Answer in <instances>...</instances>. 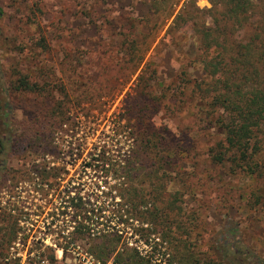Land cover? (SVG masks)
I'll list each match as a JSON object with an SVG mask.
<instances>
[{
	"label": "rangeland",
	"instance_id": "obj_1",
	"mask_svg": "<svg viewBox=\"0 0 264 264\" xmlns=\"http://www.w3.org/2000/svg\"><path fill=\"white\" fill-rule=\"evenodd\" d=\"M195 1L200 8L212 7L211 0ZM184 2L181 0L171 18L166 19L170 7L161 4V10L157 12L151 7V0H0L5 11L0 27L3 63L9 71L18 67L31 71L39 80L48 78L56 97L51 107L59 104L57 101L62 92L67 93L65 121L61 124L54 120L48 126L51 149L46 156L55 165L69 162L66 167L72 176L84 171L85 161L89 160L85 158L94 144L105 145L109 156L118 161L134 154L139 137L133 109L141 104L137 103L138 99H131V95L136 94L139 77L143 76L142 82L149 83L152 90V95L147 93L143 103L148 105L147 111H151V122L145 124L155 132V140L157 138L161 143L171 140L180 147L175 167L165 164L160 152L156 162L147 160L142 169L167 175V181L157 185L163 191L159 205L172 208L170 217L175 221L172 227L176 242L162 241L166 235L162 229L167 231V223L162 221L158 233L151 235L150 243H145L141 235L136 234L129 239V245L139 244L146 252L156 255L160 251L169 252V263L160 264H178L171 259L179 244H186L200 264L264 263V180L251 179L242 171L229 174L228 168L211 163L207 150L223 137L222 129L206 127L207 124L204 126L201 121L200 130L195 115L196 103L190 90H184L188 93L186 97L182 95L183 103H177L178 98L174 97L184 89L185 84L180 80L182 71L192 79L204 76L194 28L185 23L171 26ZM214 17L208 13L203 21L215 25ZM235 30L238 38L246 33L238 27ZM44 37L47 48L36 50L34 41ZM122 42H137L143 49L148 48L137 71L132 72L134 65L126 61ZM166 86L171 89L167 93L173 95L169 103L175 102L173 109L166 107L165 102L158 104L160 98L154 96L163 94ZM14 101L16 108L10 114L17 120L14 130L18 133L19 129L23 131L37 122L43 102L34 94L24 92L14 94ZM153 105L157 108H152ZM84 140L88 141L87 148L76 162H72L77 150L70 149L68 142H73V147ZM140 154L150 158L147 152ZM36 158L34 154L19 156L17 153L9 163L15 169H21L26 163L31 165ZM86 175L89 184L81 186V195L106 203L108 216L110 209L125 207V195L120 191L122 186L111 180L112 184L101 183L97 189L92 185L94 173L88 170ZM1 182L5 188L0 192V237L8 230L6 215L9 213L22 215L20 225L25 224V217H31L34 221L28 222L38 220L36 224L40 227L26 242L20 238L8 245L0 240V264H96V258L90 252L91 240L85 237L73 241L65 239L64 235L74 229L73 222L65 223L62 218L53 224L56 233L47 234L46 221L50 222L51 218L39 220L34 214L38 205L46 206L47 211L51 208L53 204L46 203V197L32 191V185H25L24 179L17 185L5 177ZM152 188L145 185L148 192ZM12 193L19 194L10 196ZM77 193L76 188L71 189L72 196ZM110 216L113 217V213ZM110 221L107 224H117L115 217H110ZM143 227L155 228L151 223H144ZM22 234L23 231L20 237ZM57 241L67 245L65 258L63 250L57 248ZM233 245L248 247L250 261L238 260ZM53 248H57V263L50 259ZM109 263L117 262L110 259L101 264Z\"/></svg>",
	"mask_w": 264,
	"mask_h": 264
},
{
	"label": "trees",
	"instance_id": "obj_2",
	"mask_svg": "<svg viewBox=\"0 0 264 264\" xmlns=\"http://www.w3.org/2000/svg\"><path fill=\"white\" fill-rule=\"evenodd\" d=\"M180 1L151 0V7L157 12L161 10L159 7L161 4L170 7L165 15L166 19H169ZM196 3L195 0H185L171 26L174 28L185 23L194 28L204 76L192 79L182 71L180 80L185 84L184 89L174 97L178 98L177 103L180 101L183 103L185 100L182 99V95L186 97L187 91L190 90L191 98L196 103L195 115L200 130L201 121L205 123L204 126L207 124L206 127L219 126L222 129L223 137L207 150L211 163L228 168L229 174L242 171L251 179L258 178L262 182L264 180V0H211L212 7L207 9L198 7ZM208 13L216 16L215 25L203 21ZM4 17L5 11L0 6V27ZM235 27L244 29L245 35L236 37ZM1 40L0 33V43ZM34 43L36 50L47 48L45 37L35 40ZM121 46L126 61L134 65L132 72L137 71L145 60L148 48L143 49V46L137 42H122ZM42 72L43 69L40 70V73ZM38 78L31 71H24L18 67L7 70L0 49V192L5 188L1 186L3 177L11 180L13 185L24 179L25 185H32V191L46 197V203L53 204L47 211L46 206H36L35 201L33 202L36 206L34 214L38 215L37 219L51 218L50 222L46 221L47 234L56 233L53 224L60 222L62 218L65 223L73 222L74 229L68 231L67 236L64 235L65 239L73 241L77 237H85L91 240L90 252L101 263L110 259L119 264H160L167 261L169 263L167 257L169 252L160 251V254L156 255L151 251L146 252V249L139 244L129 245V239L136 234H140L145 243H150L151 235L158 233V226L162 221L167 223L165 226L167 231L162 229L166 234L162 241L171 244L176 242L172 227L175 221L170 217L172 208L165 209L159 205L163 191L157 185H163V180L167 181V175L142 170L144 162L147 160L156 162L160 152L163 153L162 159L165 164L175 167L180 149L171 140H163L162 143L157 138L155 140V132L149 129L151 111L150 109L147 111L148 105L143 103L147 93L152 95V90L149 89L151 85L144 84L143 76H140L136 94L131 95V99H138L137 103L141 104L133 109L137 123L134 126L139 137L134 154L118 161L109 156V150L105 145L94 144L93 149L89 150L91 153L89 152V156L85 158L89 160L85 161L84 171L72 176L66 167L69 162H64L62 166L55 165L46 156L51 149V140L48 137L51 129L48 126H51L54 120H58L61 124L65 121L68 110L64 109V105L67 99L69 100L68 95L62 92L61 99L58 98L57 101L59 104L51 107L56 97L49 79ZM157 85L159 86V83ZM169 90L171 89L166 86L163 94L154 96L160 98L158 104L165 102L166 107L173 109L175 102L169 104L173 97L167 93ZM19 92L34 94L35 98L42 100L43 108L39 112L37 122L15 133L14 123L17 120L10 113L16 108L14 94ZM152 108H157V105H153ZM147 122L148 124H145ZM85 140L73 147V142H68L70 149L77 150L73 154H76V157L72 162H76L82 151L87 148L88 141ZM145 152L150 158L140 154ZM17 153L19 156L34 154L37 158L31 165L26 163L23 168L15 169L9 162ZM195 164L197 166V162ZM88 170L94 173L91 175L95 178L92 182L94 188H100L101 183L108 186L112 184L111 180H114L113 184L122 186L120 191L124 192L123 200L126 205L117 210L110 209L113 217L110 216L111 214L108 216L106 203L79 193L81 186L89 184L85 178ZM145 185L152 186L153 190L146 191ZM72 188L78 190L76 196L71 195ZM7 193L10 194V191ZM18 194L12 193L10 196L17 197ZM50 195L52 196L49 199ZM257 201L262 200L257 199ZM20 216L22 215L16 216L13 213L6 215L9 218L8 230L3 233L0 240H4L8 245L20 238L26 242L29 235L31 236L33 232L36 234L39 230L40 226L36 224L38 220L36 223H29L28 220L34 221L33 218L25 217L23 220L25 224L20 225L22 222ZM110 217H115L117 224H107L111 222ZM136 223L140 225L137 226ZM144 223H151L155 228L149 230V227H143ZM56 244L57 248L63 250L65 258L67 245H63L60 241ZM178 246L179 249L175 251L171 262L200 264L199 259L186 244ZM57 248L52 249L54 252L50 257L55 263L58 262ZM235 250L239 255L238 260L250 261L248 247L239 246ZM256 264L264 263L256 261Z\"/></svg>",
	"mask_w": 264,
	"mask_h": 264
},
{
	"label": "built area",
	"instance_id": "obj_3",
	"mask_svg": "<svg viewBox=\"0 0 264 264\" xmlns=\"http://www.w3.org/2000/svg\"><path fill=\"white\" fill-rule=\"evenodd\" d=\"M96 264H101V262L100 261H98L97 259H96ZM109 264H118V263H109Z\"/></svg>",
	"mask_w": 264,
	"mask_h": 264
}]
</instances>
